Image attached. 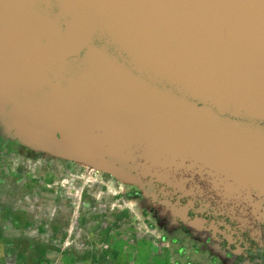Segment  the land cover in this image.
Returning <instances> with one entry per match:
<instances>
[{"label": "water", "instance_id": "obj_1", "mask_svg": "<svg viewBox=\"0 0 264 264\" xmlns=\"http://www.w3.org/2000/svg\"><path fill=\"white\" fill-rule=\"evenodd\" d=\"M0 139L211 253L219 215L264 229V0H0Z\"/></svg>", "mask_w": 264, "mask_h": 264}, {"label": "rangeland", "instance_id": "obj_2", "mask_svg": "<svg viewBox=\"0 0 264 264\" xmlns=\"http://www.w3.org/2000/svg\"><path fill=\"white\" fill-rule=\"evenodd\" d=\"M129 186L0 142V264H210L191 238L158 226Z\"/></svg>", "mask_w": 264, "mask_h": 264}, {"label": "flooded vegetation", "instance_id": "obj_3", "mask_svg": "<svg viewBox=\"0 0 264 264\" xmlns=\"http://www.w3.org/2000/svg\"><path fill=\"white\" fill-rule=\"evenodd\" d=\"M5 149L16 151L24 155L36 156L24 149L15 147L4 141H0ZM49 161L56 160L50 156ZM58 160V159H57ZM127 196H135V188L125 187ZM219 218V221L217 220ZM223 218V221L221 220ZM218 229L212 240V253L204 248V243L198 239H190L189 244L196 253H203L209 258L210 264H264V229L257 223L248 224L242 227H236V223L229 217L217 216ZM220 222V223H219ZM182 237L189 238L184 233Z\"/></svg>", "mask_w": 264, "mask_h": 264}]
</instances>
